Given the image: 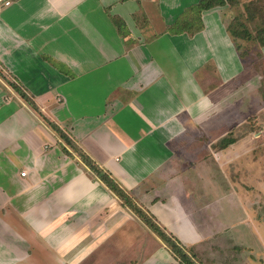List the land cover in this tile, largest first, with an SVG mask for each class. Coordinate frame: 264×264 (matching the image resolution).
<instances>
[{
    "label": "crops",
    "instance_id": "crops-1",
    "mask_svg": "<svg viewBox=\"0 0 264 264\" xmlns=\"http://www.w3.org/2000/svg\"><path fill=\"white\" fill-rule=\"evenodd\" d=\"M199 2L12 0L0 9V264L175 263L159 235L46 119L168 233L188 245L208 238L224 242L231 228L239 243L232 246L245 245L235 238L240 226L226 205L231 191H238L225 187L223 198L199 209L191 197L199 183L175 166L191 155L193 168L199 159L194 149L180 152L172 132L196 130L203 118L208 130L215 115L242 112L245 99L260 116L263 110L261 75L227 30L230 4L204 10L195 33L172 30ZM131 130L154 134L137 137Z\"/></svg>",
    "mask_w": 264,
    "mask_h": 264
},
{
    "label": "rangeland",
    "instance_id": "rangeland-1",
    "mask_svg": "<svg viewBox=\"0 0 264 264\" xmlns=\"http://www.w3.org/2000/svg\"><path fill=\"white\" fill-rule=\"evenodd\" d=\"M254 2L251 11L256 18L251 22L246 21V24L250 29L256 30V25L264 22V0H255ZM248 3L245 2V5ZM240 4L230 7L233 10V16L229 18L228 24L235 15L242 13ZM240 16L245 20L244 15L241 14ZM240 43L245 62L253 69H257L261 75L257 95L261 93L264 100V57L261 54L258 41L241 39ZM147 87L145 86V88ZM133 91L129 92L128 95L135 94ZM146 93L149 95L148 88ZM143 99L139 97L137 100L142 101ZM245 100L242 112L239 113L232 108L229 109L228 113L225 112L223 116L221 113L215 115L213 126L211 127V121L208 123L211 127L208 130L204 129L205 122L200 123L204 120L203 118L202 121L198 120L196 130L192 127L191 131L188 132L181 131L180 134L172 132L175 139L173 142L179 144L180 152L187 155L188 151L193 153L194 149L196 152L194 154L199 159L195 163L196 167L193 168L188 167V165H192L191 161L189 162V158L193 157L191 155L188 156V160L175 163L176 168H180L184 177H191L192 180L199 183V186L192 188L194 193L191 194L193 204L197 208L209 206L210 202H215L220 198V195L223 198L222 190L225 187L239 193H232L231 191L230 200L228 202L227 196L226 205L229 207L231 222L233 221L237 226H240L241 234L235 238H239V242L244 239L245 245L240 244V247L235 248L234 245L232 246L233 243H239L234 241L233 235L235 232L231 228L226 232L229 237L223 235L224 242L221 240L220 242L218 238H208L199 243L194 242V244L187 245L182 241L183 246H185L184 249L190 253L192 256L190 257L195 261V264H264V102L262 103L263 110L260 116L257 112H254L257 107L252 108L247 103L248 99ZM150 102H152L151 96ZM153 105H156L153 108H159V104L155 103ZM235 110L237 109L235 108ZM222 123L229 124L230 128L221 129L219 126ZM132 125L138 126L136 122ZM233 126H236V128L234 129ZM131 131H134V136L143 138H148V135L153 136L154 134L153 131L145 133L146 130ZM159 132L163 138L164 132ZM224 138L226 140L229 138H243V140L240 147H232L229 151H224V154H220L218 152L223 149L220 142ZM195 143L198 145L193 146ZM166 149V152H169L168 150H171V147L166 146ZM205 163L209 167H206ZM228 176L229 178H227ZM227 181H229V185ZM237 186L239 187L237 188ZM191 204L192 201L184 204V206L190 208ZM227 207L225 206L224 210ZM243 233L245 234L242 238ZM177 238L179 239V237ZM213 247L215 249H212ZM174 257L175 264L181 263V259L177 255H174Z\"/></svg>",
    "mask_w": 264,
    "mask_h": 264
},
{
    "label": "trees",
    "instance_id": "trees-1",
    "mask_svg": "<svg viewBox=\"0 0 264 264\" xmlns=\"http://www.w3.org/2000/svg\"><path fill=\"white\" fill-rule=\"evenodd\" d=\"M255 0H200L199 3L193 5L187 11L182 14L174 26L172 27L173 31L176 32H184L190 31L191 33H195L199 31L202 26V18L201 13L204 10L213 8L215 6H224L230 4V6L238 5L243 3V10H241V14L244 15L245 20L240 16L241 14L235 15L231 22L228 24L227 30L230 32L231 36L237 41V47L241 48L240 40H256L260 46L264 47V22H260L256 25V30L250 29L246 21H253L256 16L252 13L251 8L252 5L255 4ZM245 2H249L245 5ZM2 76L4 75V71L0 69ZM11 85L18 90L20 95L36 110H39L36 103L31 99L23 89H21L16 83L11 82ZM50 125L61 135V137L65 140V142L70 145L76 154L79 155L81 160L91 169V171L99 177L102 181H104L107 186L115 192L124 202L127 204L159 237L165 242L166 246L171 250L174 255H177L181 259V263L179 264H195V261L191 259L190 253H188L182 244V241L178 239L175 235L168 233L164 228H162L156 221L152 214L148 213L145 209H143L121 185L114 179L107 171H105L99 164H97L82 148H80L71 138V136L54 122L46 119ZM234 138H229L226 140L225 138L221 140L220 144L223 147H227L228 145L234 142ZM64 150L71 155V152L64 147ZM191 256V257H190ZM175 264V263H173Z\"/></svg>",
    "mask_w": 264,
    "mask_h": 264
},
{
    "label": "built area",
    "instance_id": "built-area-1",
    "mask_svg": "<svg viewBox=\"0 0 264 264\" xmlns=\"http://www.w3.org/2000/svg\"><path fill=\"white\" fill-rule=\"evenodd\" d=\"M12 0H0V9L4 6V5H9L11 3ZM62 97H58V101H61ZM23 175H26V171L22 172Z\"/></svg>",
    "mask_w": 264,
    "mask_h": 264
}]
</instances>
